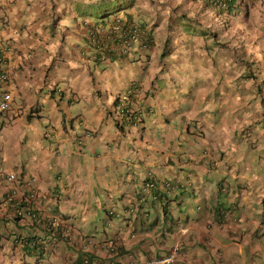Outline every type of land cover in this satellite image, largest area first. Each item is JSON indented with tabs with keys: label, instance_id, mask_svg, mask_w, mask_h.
<instances>
[{
	"label": "crops",
	"instance_id": "obj_1",
	"mask_svg": "<svg viewBox=\"0 0 264 264\" xmlns=\"http://www.w3.org/2000/svg\"><path fill=\"white\" fill-rule=\"evenodd\" d=\"M84 1L0 0V36L13 47V101L0 129L19 126L18 139L32 143L29 159L12 161L18 178L0 198L12 187L21 196L33 180L51 214L75 228L83 248L72 247L91 264L160 257L175 246L176 264H202L201 249L205 264L264 263V0H230L224 9L134 0L106 25L81 21L73 4ZM113 18L144 23L151 45L97 59L92 36ZM122 97L135 119L118 127ZM191 196L206 211L192 222L180 210ZM0 210L9 224L10 212ZM113 217L121 235L92 241L81 230L83 221L96 228ZM15 223L20 235L34 231ZM7 229L0 264H24L34 240L21 246ZM196 234L206 241L199 251ZM114 237L118 254L99 249Z\"/></svg>",
	"mask_w": 264,
	"mask_h": 264
},
{
	"label": "rangeland",
	"instance_id": "obj_2",
	"mask_svg": "<svg viewBox=\"0 0 264 264\" xmlns=\"http://www.w3.org/2000/svg\"><path fill=\"white\" fill-rule=\"evenodd\" d=\"M133 0H122L121 4H122V8L119 9V7H117V4L114 3L112 6L107 4L106 8L108 10H111V14L115 13V14H121L123 15L124 12L129 11L132 7H134L132 5ZM125 4H128L125 6ZM117 7V8H116ZM103 9H105V6L103 7ZM116 11V12H114ZM182 38V36H181ZM186 38L184 39V42H186ZM180 52H182V50H180ZM188 93V92H187ZM18 128L17 127H13L11 129L10 126H3L2 129H0V193L2 191H4L11 183L8 181H5V175L14 171V167H11V163L12 161H14L15 157H20L22 158L23 161L29 159V156L31 155L30 149L32 146V143L29 142L28 144H26L24 141V137L22 139H18ZM251 129L252 127L249 128V130L245 131V134H249L251 133ZM28 138L31 135L30 133H27ZM18 140H22L21 145L17 146V142ZM12 141V142H11ZM19 143V142H18ZM34 155H37L36 153H34ZM27 171H29V167L26 168ZM10 183V184H9ZM198 199V196H191L189 198H187V201L184 202V204L181 205L180 210L182 211L183 214H188L191 218H190V222L194 221V214H200L202 213L203 217H205V210L202 208V206L204 205L202 202V206H201V210L200 212L197 211L199 210V206L200 204H197L196 200ZM153 209V208H152ZM150 212L154 213V210H150ZM155 215H153L154 217ZM104 217V214H102V218ZM10 220L9 224L8 221L3 220L2 218H0V241H2L4 239V236L7 237L8 236V229L7 227L11 228V232L15 231L12 235L13 236V241L16 242V240L19 238L20 236V231L21 229L23 230V227H19L18 225H16L15 221L18 222V224L20 225L19 222H21V220L19 219L18 221L14 219V217L12 218H8ZM97 226L96 228H93L90 226V224H86L85 221H83L81 230L87 234L90 235L91 233H93V236L90 240L95 241L97 239H102V238H106V237H112L115 235H121L120 232H118L121 227L119 226L118 222L115 221V218L113 217L112 219H108L107 221H101L99 220L97 222ZM69 226H66V229L71 228V230H74L75 228L73 226L70 225V223L68 224ZM125 228V227H124ZM64 231L61 232V237H59L57 239V250L55 252V254L53 255L51 253V251H49L47 254H42L39 255L37 258L35 256H31V257H26L24 258V263L26 264H72L70 263V261H72V259H69V254L70 252H73L72 254H74L76 256V258L79 257L78 253H76V251L73 249L72 247V241L75 239V236L73 234H71L70 232L67 231V234L70 235V239L67 240V242L64 240ZM126 234V233H125ZM48 235V234H46ZM56 238V235H54ZM198 235L196 234L194 239L195 241V246L194 249L196 251H199L202 247V243L205 245L206 241L201 238V237H197ZM201 236V235H200ZM50 240V238H49ZM203 253V249H201V253L198 254L199 255V259L202 261V264H205L206 260L204 259V257L202 256ZM244 254H246V250L244 251ZM179 256V254L177 255V257ZM180 257V256H179ZM189 259V258H187ZM215 261V262H214ZM259 261V260H258ZM37 262V263H35ZM237 262H242L240 259L237 260ZM247 262V260H246ZM260 264H264L261 263V261H259ZM7 264H11V263H7ZM180 264H184V262H180ZM209 264H220L219 260L216 258L215 260H210Z\"/></svg>",
	"mask_w": 264,
	"mask_h": 264
},
{
	"label": "built area",
	"instance_id": "obj_3",
	"mask_svg": "<svg viewBox=\"0 0 264 264\" xmlns=\"http://www.w3.org/2000/svg\"><path fill=\"white\" fill-rule=\"evenodd\" d=\"M206 3H213L217 5L218 9L225 8L227 6V0H202ZM111 21L110 29L111 32L119 33L120 42L118 44L119 49L128 54L130 51L134 50L136 46H141L143 42V31L134 27L128 30L126 33L123 32L122 25L119 21L116 20ZM106 32V28L103 30ZM117 46V48H118ZM118 49V50H119ZM13 53V47L10 42L0 36V117L6 114L10 109L13 101V96L11 92V74H10V60ZM125 97L121 98V105L125 103ZM5 178L8 182L14 183L17 181V176L15 173H8L5 175ZM23 189V193L21 196L19 195V188L12 187L3 195V204L5 205L3 208L6 209L7 205H12V201H20V205L16 206L12 211V216L16 215L21 221L32 223V219L36 218L39 214L40 218H43L48 222V228L52 229V233H56L59 231H64V237L69 236L67 234L68 229H66V222L60 223L58 220L60 219L58 216L51 214L52 207L48 202H44L42 197L40 196L38 190L33 185V180H27L23 184H21ZM153 184H148L147 188H152ZM25 192L27 193L24 196ZM24 204V205H21ZM27 216L31 217L28 218ZM61 226V227H59ZM48 250V249H47ZM178 249H173L170 253L163 255L159 258H150L145 260L140 264H174ZM82 264H88L87 260H83ZM129 264H136L134 262H129Z\"/></svg>",
	"mask_w": 264,
	"mask_h": 264
},
{
	"label": "trees",
	"instance_id": "obj_4",
	"mask_svg": "<svg viewBox=\"0 0 264 264\" xmlns=\"http://www.w3.org/2000/svg\"><path fill=\"white\" fill-rule=\"evenodd\" d=\"M121 1L122 0H85L84 2H77L76 4H73V6H75L76 10H78V13H79L78 16L81 18L82 22H84L83 18H87V19L93 20V25H97L100 23H101V25H106V24H108V20L111 17V15L115 14V13L111 14V10H108L106 8V5L109 4L112 6L114 3H116L117 7H119V9H121L122 8ZM125 1H128V0H125ZM222 1H224V0H222ZM227 1L229 2L230 0H227ZM133 2H134V0H133ZM133 2H132V5H133ZM203 2H205V1H203ZM206 4H207V6H209L211 8H217L218 9L217 5H214L213 3H206ZM126 5H128V4H125V6ZM104 6H105V9H103ZM114 12H116V11H114ZM113 20H115L114 22H116V20H117L121 23L124 33H126L128 30H130L131 28H134V27L140 28L143 31V35H142L143 42H142L141 47L144 48V47H148L149 45H151L152 36H151V33L149 32V30L146 29L144 23L139 22L140 24H135L133 21L129 20L128 18H125V19L115 18ZM110 24H111V22H110ZM89 26H92V25L89 24ZM109 29H110V26H109ZM109 29L107 27L106 32H103L104 29H102V32L100 31L96 35L92 36L93 41H96L99 45V48H98L99 52H98L96 58L98 59V56H99L100 61L104 60L105 58L116 59L117 56H119V57L126 56L129 53H131V51H130L128 54H126V53H123L119 49L118 44H119L120 39H121L119 37V33L111 32V30L109 31ZM92 30L93 29H91V31ZM112 46L116 47V51H114L112 49ZM117 46H118V48H117ZM119 104H120V98L117 99L116 104H115V112L118 109H120V110H118L120 113V120H118V119L115 120V124L118 127L123 126L127 121V117H128V121L130 123H133V120L135 119V117H134V114L131 111H129V107H125L124 105L120 106ZM153 186H155V185L153 184ZM153 188L154 187L151 188V191L155 190ZM26 195H27V193L25 192L24 196H26ZM150 199L152 201H154V199H156L155 195H153V197H151ZM11 204H12V206L7 205L6 209L9 206V209L12 208L14 210L16 206L20 205V201L19 202L18 201H12ZM21 205H24V204H21ZM4 206L5 205L3 204V199L1 197L0 198V208H3ZM27 217L31 219V217H29V216H27ZM2 219H3V217H2ZM14 219L17 221L19 220L17 215L14 217ZM7 220H9V219H7ZM32 221H33L32 223L37 225L40 229H43L44 231H47V232H51L52 229L51 228L49 229L47 226L48 222H46L45 220L43 221V218L41 219L39 214L37 215V219L33 218ZM20 236L22 238L26 237L23 239L24 242L28 241V239L31 238L30 234H27L26 236L25 235H20Z\"/></svg>",
	"mask_w": 264,
	"mask_h": 264
},
{
	"label": "clouds",
	"instance_id": "obj_5",
	"mask_svg": "<svg viewBox=\"0 0 264 264\" xmlns=\"http://www.w3.org/2000/svg\"><path fill=\"white\" fill-rule=\"evenodd\" d=\"M115 19V18H113ZM112 19V20H113ZM111 20V21H112ZM110 21V22H111ZM120 103L121 102V98H120ZM125 104V103H124ZM123 104V105H124ZM122 106V105H121ZM119 110V109H118ZM117 116H118V120H120V113L118 111L117 113ZM147 185L146 184V188L145 189H151V188H147ZM154 187V186H153ZM3 197V196H2ZM9 206H12V205H9ZM9 206L8 208L6 209V214L8 212H10L8 215V218H12L13 216L11 215L12 214V211L13 209H9ZM5 217V215H4ZM24 225H27L31 228H34V231L31 232V239H33L34 241L31 242L30 244V248L33 250V254L30 255L29 257L31 256H35L36 258L39 256V255H42V254H47L49 251H51V253L54 255L56 250H57V246H55V243H57V239L59 237H61V231L59 232H56V233H52V232H47V231H44L43 229H40L37 225H35L34 223H30V222H24V221H21ZM66 226H69L68 224ZM61 227V226H59ZM69 232L71 234H73V231L71 230V228H68ZM37 231H39L40 233H38ZM43 234V236L41 235ZM48 234V235H46ZM56 235V238L55 236ZM74 235V234H73ZM26 238V237H24ZM21 236L18 238L17 242L21 245V246H24V241ZM42 238H45L47 239V241H42ZM50 238V240H49ZM70 239V235L69 236H66L64 237V240L67 242V240ZM72 241V246L77 244L79 246V248H83V246H81L76 239L74 240H71ZM87 245H92L89 241L87 242V244H84V248L87 246ZM99 246V249H103L105 250L106 252H108L109 254H118L119 251H120V247H121V243H120V238H117V237H114V238H108L104 241H101V242H98L97 244ZM98 248V247H97ZM177 248L178 249V252H177V255L179 254V247L178 246H175L174 248L170 249L166 254L170 253L173 249ZM48 249V250H47ZM164 254V255H166ZM177 255H176V259H175V263L177 262ZM163 256V255H162ZM161 257V256H160ZM25 258V257H24ZM24 258H22V260L24 261ZM152 258H159V257H152ZM147 259H150V258H145L144 260H139L137 259L136 257H134L132 254L131 256H127V254H125V258L122 259L123 261H121L120 264H129V262H134L136 264H140L142 262H144L145 260ZM83 260H87V263L88 264H91V258L87 255V254H82V255H79L78 258H75L74 260L70 261V263L72 264H82ZM25 262V261H24ZM37 263V262H35ZM26 264V263H24Z\"/></svg>",
	"mask_w": 264,
	"mask_h": 264
}]
</instances>
